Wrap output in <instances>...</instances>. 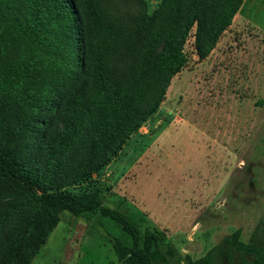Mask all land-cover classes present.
<instances>
[{
	"label": "rangeland",
	"instance_id": "374dc122",
	"mask_svg": "<svg viewBox=\"0 0 264 264\" xmlns=\"http://www.w3.org/2000/svg\"><path fill=\"white\" fill-rule=\"evenodd\" d=\"M160 2L106 0L105 7L124 34H134ZM182 51L186 62L158 108L102 167L84 166L88 146L60 161L47 154L63 130L62 109L49 102L61 89L59 80L28 79L27 89L46 88L45 100L20 110L13 137L34 174L47 167L50 191L95 194L141 236L155 232L161 239L155 263L190 264L219 244L212 263H228L234 251L231 261L239 264L240 243L264 246V0H243L204 58L196 52L195 26ZM132 57L131 51L116 53L123 68ZM2 134L0 150L9 149ZM35 208L36 197L24 185L0 181V258ZM232 233L234 242H223ZM114 235L126 241L106 217L63 211L30 264H124L113 251Z\"/></svg>",
	"mask_w": 264,
	"mask_h": 264
},
{
	"label": "trees",
	"instance_id": "16d2710c",
	"mask_svg": "<svg viewBox=\"0 0 264 264\" xmlns=\"http://www.w3.org/2000/svg\"><path fill=\"white\" fill-rule=\"evenodd\" d=\"M242 2L161 0L151 15H143L141 29L124 34L108 13L106 0H0V131L9 147L0 150V181L22 184L36 197V208L15 228L16 238L0 264H30L63 211L110 219L126 237H112L113 251L124 264H157L161 239L155 232L141 236L124 213L102 205L95 194L50 191L47 167L34 174L32 164L19 155L13 136L20 110L45 100L46 88L34 91L26 85L31 77L62 83L49 102L62 109L63 130L47 154L53 162L56 153L60 161L70 151L75 154L88 146L83 164L96 170L158 108L170 78L186 62L182 50L191 28L195 26L197 55L204 58ZM120 51L133 52L126 68L117 63ZM41 137L45 140L47 134ZM236 236L232 233L223 242H234ZM220 247L190 264H213ZM237 250L242 251L239 264H264L260 240L240 243ZM233 254L226 264H234Z\"/></svg>",
	"mask_w": 264,
	"mask_h": 264
},
{
	"label": "crops",
	"instance_id": "0c3cea01",
	"mask_svg": "<svg viewBox=\"0 0 264 264\" xmlns=\"http://www.w3.org/2000/svg\"><path fill=\"white\" fill-rule=\"evenodd\" d=\"M237 12H238V11H237ZM237 12H236V13H237ZM236 13H235V14H236ZM234 16H235V15H234Z\"/></svg>",
	"mask_w": 264,
	"mask_h": 264
}]
</instances>
